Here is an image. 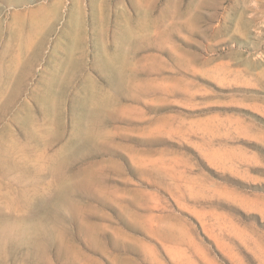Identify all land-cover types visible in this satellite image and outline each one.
<instances>
[{"label":"rangeland","instance_id":"rangeland-1","mask_svg":"<svg viewBox=\"0 0 264 264\" xmlns=\"http://www.w3.org/2000/svg\"><path fill=\"white\" fill-rule=\"evenodd\" d=\"M0 264H264V0H0Z\"/></svg>","mask_w":264,"mask_h":264}]
</instances>
